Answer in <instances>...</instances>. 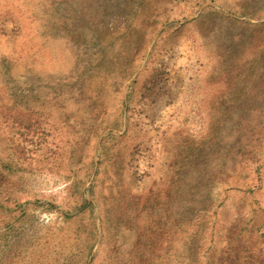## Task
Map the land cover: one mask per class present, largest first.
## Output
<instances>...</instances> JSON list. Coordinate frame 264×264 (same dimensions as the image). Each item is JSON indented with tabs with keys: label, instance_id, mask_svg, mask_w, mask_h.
Listing matches in <instances>:
<instances>
[{
	"label": "rangeland",
	"instance_id": "rangeland-1",
	"mask_svg": "<svg viewBox=\"0 0 264 264\" xmlns=\"http://www.w3.org/2000/svg\"><path fill=\"white\" fill-rule=\"evenodd\" d=\"M0 264H264V0H0Z\"/></svg>",
	"mask_w": 264,
	"mask_h": 264
}]
</instances>
